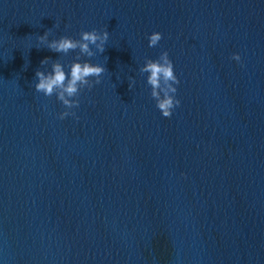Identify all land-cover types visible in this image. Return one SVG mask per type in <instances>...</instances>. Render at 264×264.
<instances>
[{"label": "water", "instance_id": "water-1", "mask_svg": "<svg viewBox=\"0 0 264 264\" xmlns=\"http://www.w3.org/2000/svg\"><path fill=\"white\" fill-rule=\"evenodd\" d=\"M93 28L106 71L61 120L35 71L79 49L36 37ZM164 50L171 117L139 72ZM0 264H264V0H0Z\"/></svg>", "mask_w": 264, "mask_h": 264}, {"label": "clouds", "instance_id": "clouds-1", "mask_svg": "<svg viewBox=\"0 0 264 264\" xmlns=\"http://www.w3.org/2000/svg\"><path fill=\"white\" fill-rule=\"evenodd\" d=\"M50 34V30H46L36 39L47 49L59 54L66 55L69 51L79 49L76 59L70 63L67 71L60 59L53 60L50 57L41 60V65H46L51 60L50 70L37 68L35 71V90L42 92L47 97L56 96L64 106V110L58 113V118L62 120L67 116L76 115L74 109L79 106V95L84 89H91L95 84L100 83L101 75L106 71L104 64L81 60L80 57H92L96 51L103 53L109 32L96 28L81 30L78 39L69 35L49 39ZM161 39L162 33L153 31L148 36L149 47L157 46ZM232 59L240 62V53H233ZM139 72L147 74L146 82L150 86V96L155 100L156 107L164 117H171L174 108L178 107L181 101L175 95L180 79L174 71L173 61L170 59L168 51H162L155 59L145 58ZM134 83L135 80L130 78L129 89L133 87Z\"/></svg>", "mask_w": 264, "mask_h": 264}]
</instances>
